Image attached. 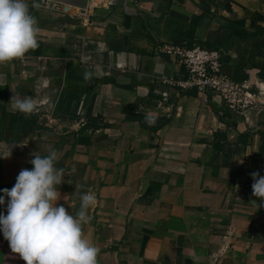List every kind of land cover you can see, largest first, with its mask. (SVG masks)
Returning a JSON list of instances; mask_svg holds the SVG:
<instances>
[{"label": "crops", "instance_id": "crops-1", "mask_svg": "<svg viewBox=\"0 0 264 264\" xmlns=\"http://www.w3.org/2000/svg\"><path fill=\"white\" fill-rule=\"evenodd\" d=\"M36 2L39 47L0 64V156L12 146L0 188L55 148L57 203L71 211L79 193H96L83 234L98 264H194L193 250L195 264H264L250 175H264V109L243 116L169 86L182 68L158 51L219 48L222 72L264 99V0ZM24 96L31 114L15 108ZM0 264H25L2 234Z\"/></svg>", "mask_w": 264, "mask_h": 264}, {"label": "clouds", "instance_id": "clouds-1", "mask_svg": "<svg viewBox=\"0 0 264 264\" xmlns=\"http://www.w3.org/2000/svg\"><path fill=\"white\" fill-rule=\"evenodd\" d=\"M32 6L39 4L32 0ZM39 32L37 18L29 10V0H0V64L39 47ZM90 77L86 70L85 80ZM6 83V79L0 80V87ZM15 108L31 114L36 104L31 96L17 97ZM146 119L149 124L155 120L151 116ZM11 147L0 158L9 157ZM57 161L55 148H50L46 155L32 154L29 161L32 167L22 168L10 188H0V206H4L0 210V234L25 264H98L100 249L83 234V225L91 220L88 210L97 203L96 193H79L78 203L71 211L58 204L64 170L56 166ZM250 175L252 195L261 198L259 205L256 201L252 203L264 207V175L257 171ZM192 259L195 264L198 259L195 250Z\"/></svg>", "mask_w": 264, "mask_h": 264}, {"label": "built area", "instance_id": "built-area-1", "mask_svg": "<svg viewBox=\"0 0 264 264\" xmlns=\"http://www.w3.org/2000/svg\"><path fill=\"white\" fill-rule=\"evenodd\" d=\"M158 51L174 57L182 68L177 79L163 80L169 86L180 91L194 90L205 102L215 98L228 111L243 116L264 109V99L256 86H248L244 81H236L222 72L226 54L219 48L199 43L161 44Z\"/></svg>", "mask_w": 264, "mask_h": 264}, {"label": "water", "instance_id": "water-1", "mask_svg": "<svg viewBox=\"0 0 264 264\" xmlns=\"http://www.w3.org/2000/svg\"><path fill=\"white\" fill-rule=\"evenodd\" d=\"M52 1H56L59 3H63L66 5H71L79 8H85L87 0H52Z\"/></svg>", "mask_w": 264, "mask_h": 264}, {"label": "bare ground", "instance_id": "bare-ground-1", "mask_svg": "<svg viewBox=\"0 0 264 264\" xmlns=\"http://www.w3.org/2000/svg\"><path fill=\"white\" fill-rule=\"evenodd\" d=\"M260 88V87H259ZM263 91V90H262Z\"/></svg>", "mask_w": 264, "mask_h": 264}]
</instances>
